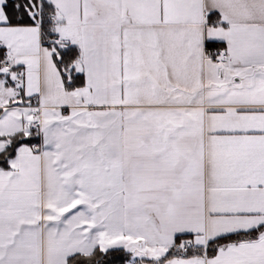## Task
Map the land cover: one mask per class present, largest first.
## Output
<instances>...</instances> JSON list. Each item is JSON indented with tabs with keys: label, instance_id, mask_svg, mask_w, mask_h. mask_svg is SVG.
<instances>
[{
	"label": "snow or ice",
	"instance_id": "obj_1",
	"mask_svg": "<svg viewBox=\"0 0 264 264\" xmlns=\"http://www.w3.org/2000/svg\"><path fill=\"white\" fill-rule=\"evenodd\" d=\"M0 264H264V0H0Z\"/></svg>",
	"mask_w": 264,
	"mask_h": 264
}]
</instances>
